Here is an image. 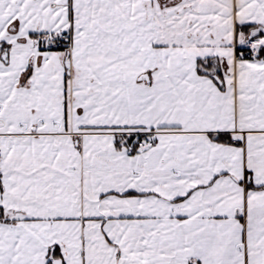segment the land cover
Here are the masks:
<instances>
[{"label":"snow or ice","instance_id":"obj_1","mask_svg":"<svg viewBox=\"0 0 264 264\" xmlns=\"http://www.w3.org/2000/svg\"><path fill=\"white\" fill-rule=\"evenodd\" d=\"M0 264H264V0H0Z\"/></svg>","mask_w":264,"mask_h":264}]
</instances>
